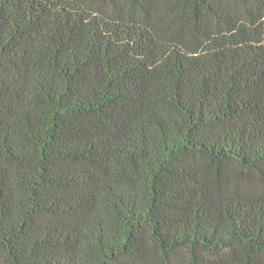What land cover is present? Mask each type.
<instances>
[{
	"label": "trees",
	"instance_id": "16d2710c",
	"mask_svg": "<svg viewBox=\"0 0 264 264\" xmlns=\"http://www.w3.org/2000/svg\"><path fill=\"white\" fill-rule=\"evenodd\" d=\"M0 264H264V0H0Z\"/></svg>",
	"mask_w": 264,
	"mask_h": 264
}]
</instances>
